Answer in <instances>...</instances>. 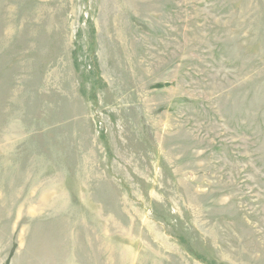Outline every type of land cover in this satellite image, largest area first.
I'll use <instances>...</instances> for the list:
<instances>
[{
  "label": "rangeland",
  "instance_id": "1",
  "mask_svg": "<svg viewBox=\"0 0 264 264\" xmlns=\"http://www.w3.org/2000/svg\"><path fill=\"white\" fill-rule=\"evenodd\" d=\"M0 264H264V0H0Z\"/></svg>",
  "mask_w": 264,
  "mask_h": 264
}]
</instances>
